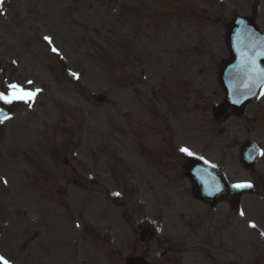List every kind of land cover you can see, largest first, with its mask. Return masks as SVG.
Returning <instances> with one entry per match:
<instances>
[{"label": "rangeland", "instance_id": "1", "mask_svg": "<svg viewBox=\"0 0 264 264\" xmlns=\"http://www.w3.org/2000/svg\"><path fill=\"white\" fill-rule=\"evenodd\" d=\"M242 1L4 0L0 91L7 92L10 83L39 89L30 106L0 103L13 110L0 124V247L14 263H52V254L66 250L56 255L55 264L97 259L124 264L128 257L154 263L159 248L166 249L164 237H157V243L148 235L140 237L137 223L152 227L147 219L154 220L160 205L167 212L173 204L181 213L198 206L190 184L179 175L186 155L173 166L180 180L155 196H144L151 180L140 176L142 168L149 172L156 162L161 166L167 161L166 147L178 156V143L187 149L195 146L200 156L222 165L231 182L254 179L260 191L264 155L250 176L238 163V149L250 139L264 153V94L240 118L216 123L211 114L223 99L217 72L228 56L227 24L235 16L250 15L258 2ZM257 23L264 30V0L259 1ZM103 94L107 99L98 104L96 98ZM175 110L183 112L180 118L173 117ZM120 157L138 158L130 165L137 167L141 185L133 180L126 181L125 189L122 181L119 187L110 186L107 171L117 175ZM73 180L78 188L71 185ZM115 190L123 193L122 209L112 198ZM138 197L139 207L132 205ZM249 197L254 198L244 197L242 204ZM253 204L260 203H247L244 210L248 215L253 211L256 220L246 216L264 231V207ZM217 212L219 221L229 210L221 204ZM13 222H24L31 231L19 233ZM220 226V237L238 234L246 239L238 249L224 245L228 255L237 249L243 262L240 257L254 249L264 264V242L254 233ZM69 254L83 256V263Z\"/></svg>", "mask_w": 264, "mask_h": 264}, {"label": "water", "instance_id": "2", "mask_svg": "<svg viewBox=\"0 0 264 264\" xmlns=\"http://www.w3.org/2000/svg\"><path fill=\"white\" fill-rule=\"evenodd\" d=\"M245 24H246V23H245ZM239 25H240V23L237 24V25L233 28V30L231 31L232 35L238 33V31H239ZM246 25H248V24H246ZM249 26H250V25H249ZM247 30H248L249 33L254 34V32H253V30H252L251 28L248 27ZM254 36H255V35H254ZM260 40H261V39H260ZM234 45H240V44H234ZM231 61H232V60H231ZM263 68H264V67H263ZM247 76H248V78H250V77H253L254 74H253V73H248ZM261 81H262V78H261V76H260V77L257 79V81L254 82V85H252L251 83H249V85H251V91L248 92L247 95L241 97V103H240V105L238 106L239 109L243 106V104H244L245 101L249 100V99L254 95V93H255V91L257 90L258 86L260 85ZM222 85L224 86V84H222ZM236 88H237V87H236ZM232 97H233V96H229L228 99L231 100ZM224 108H225V106H224V107H221V108L216 112V116H217V115L220 116L221 113L224 111ZM248 147H249V145L246 144V145H244L243 148H242L241 158H242V161H243V162H246V160L248 159V156H247L246 152H250V154L253 153V149H252V148L248 149ZM254 157H255V156H253V157L251 158V160H253ZM250 162H251V161H250ZM250 162H248V163H250ZM196 170H197L198 172H200V173H199V176H200V174L202 175V187H203V190H204L206 193H207V192H210V191H213V190H214V187H215V186L213 185V183H211V182H210V183H209V182H205L204 179H203V173L206 174V176L209 177V176L211 175L210 173H212V170H206V169L202 168L201 166H197V167H196ZM191 171H192V170H191ZM191 171H190V173H191ZM212 175H213V173H212ZM190 180H191L192 183L194 184V187H195V189L197 190V192H200L199 187H198V186L196 187V184H197L196 180H195L194 178H192V177L190 178ZM217 180H218L219 182H221V190H220L219 198H221V199H222V198H229V197H233V198L236 197V199L238 198V196L240 195V192H241L240 190H236V189H233V188L228 187V186L224 183V181L222 180V177H218ZM218 181H216V182H218ZM219 182H218V183H219ZM219 184H220V183H219ZM232 192H234V193H232ZM214 200H215V202L217 201V199H214ZM205 201H206V199H205ZM134 264H141V263H140V262H136V263H134Z\"/></svg>", "mask_w": 264, "mask_h": 264}, {"label": "snow or ice", "instance_id": "3", "mask_svg": "<svg viewBox=\"0 0 264 264\" xmlns=\"http://www.w3.org/2000/svg\"><path fill=\"white\" fill-rule=\"evenodd\" d=\"M46 40H48L49 43H51L50 38L45 37ZM52 51L54 53L58 54V50L56 48H52ZM72 75L75 76V73ZM261 76L264 77V73H261ZM29 84L32 83V81L28 82ZM39 91V89L35 91H28L24 89L21 85L10 83L7 85V92L0 91V103L11 105L14 102L22 101L26 104H31V101L35 98L36 93ZM10 116L7 115H0V124L4 123L6 120L10 119ZM181 152L191 156L193 155L192 152H190L187 148H181ZM261 155H264V153H261ZM6 182V181H5ZM234 188H249L252 187L250 183H243V184H235L233 185ZM114 195H119V193H114ZM244 213L241 212V215ZM251 227H255V225H250ZM0 264H10V262L2 255H0Z\"/></svg>", "mask_w": 264, "mask_h": 264}, {"label": "flooded vegetation", "instance_id": "4", "mask_svg": "<svg viewBox=\"0 0 264 264\" xmlns=\"http://www.w3.org/2000/svg\"><path fill=\"white\" fill-rule=\"evenodd\" d=\"M199 242H200L201 245H210L211 246L210 247L211 249H215V246L217 245L216 242H214V241H207L206 239H201V240H199ZM189 244H191V242ZM189 248H190V251L196 250V248H192L191 245L189 246ZM207 257H209V259L213 260V255H204V259H206Z\"/></svg>", "mask_w": 264, "mask_h": 264}, {"label": "bare ground", "instance_id": "5", "mask_svg": "<svg viewBox=\"0 0 264 264\" xmlns=\"http://www.w3.org/2000/svg\"><path fill=\"white\" fill-rule=\"evenodd\" d=\"M73 185H76V183L74 182ZM31 231V228L29 227H26V226H21V232L24 234V233H27Z\"/></svg>", "mask_w": 264, "mask_h": 264}]
</instances>
